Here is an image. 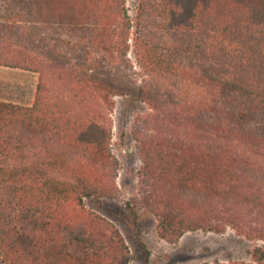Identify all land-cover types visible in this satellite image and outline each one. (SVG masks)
<instances>
[{
    "label": "trees",
    "instance_id": "1",
    "mask_svg": "<svg viewBox=\"0 0 264 264\" xmlns=\"http://www.w3.org/2000/svg\"><path fill=\"white\" fill-rule=\"evenodd\" d=\"M135 19L126 0H0V66L37 74L30 102L0 97V264H128L85 204L119 197L117 97L140 106L131 219L168 242L232 229L247 257L203 264H264V0H139ZM132 25L137 89L109 72Z\"/></svg>",
    "mask_w": 264,
    "mask_h": 264
},
{
    "label": "rangeland",
    "instance_id": "2",
    "mask_svg": "<svg viewBox=\"0 0 264 264\" xmlns=\"http://www.w3.org/2000/svg\"><path fill=\"white\" fill-rule=\"evenodd\" d=\"M139 0H126L131 21L136 22ZM134 25V24H133ZM131 28L128 53L129 65L111 66L118 82L137 89L144 76L134 57L135 26ZM115 66L119 67L116 68ZM37 74L0 66V97L30 102L34 96ZM140 106L127 97H117L113 110L112 153L118 160L119 197L115 199L88 198L86 206L112 222L124 237L129 250L128 264H203L216 259H245L252 243L232 229L224 233L193 231L175 242H168L156 233V219L141 208L136 222L128 215L125 202L134 194L138 182L140 160L131 134L133 118Z\"/></svg>",
    "mask_w": 264,
    "mask_h": 264
}]
</instances>
